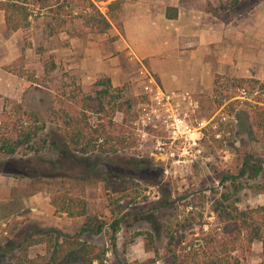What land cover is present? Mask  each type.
<instances>
[{"label": "rangeland", "instance_id": "obj_1", "mask_svg": "<svg viewBox=\"0 0 264 264\" xmlns=\"http://www.w3.org/2000/svg\"><path fill=\"white\" fill-rule=\"evenodd\" d=\"M111 1L28 0L29 28L18 30L13 35L7 33L3 25L0 26V41L5 40L10 46V50L0 47L2 67L26 80L25 85H21L15 93L14 99L3 97L1 113L4 109L12 110L15 104H20L22 111L37 116L46 131H54L60 129L61 124L49 122L48 116L52 114L58 99L66 105L78 102V112H83L92 127L105 124L100 119L103 114L96 113L93 107L102 102L105 110L109 111L110 97L104 92L108 90L111 94L115 93L106 86L96 85L102 76L83 78L78 65L80 57L89 51L93 52L98 47L109 50L106 43L118 38L110 33V29L120 31L121 28L117 18L109 28L100 24L99 30L102 32H98L94 26H86L79 16L84 13V8H87V12L91 11L88 6L92 2L95 11L107 17V5ZM227 1L220 0L216 5L222 18L231 13L222 10ZM0 22L4 24L2 10ZM16 44L20 46V54L16 48L14 50ZM175 67L176 63L170 61L169 68L174 71ZM169 75V82L162 86V90L186 92L197 101V107L190 116L193 127L190 136L195 140V147L179 141L165 145V150H173L175 158L183 162L175 164L170 157L155 150L156 140L169 142L158 124L151 123L145 128L147 134L139 136L134 122L141 114L148 112L149 93L144 88L131 86L129 82L120 85V98H114L113 101L129 100L131 109H122L111 116L115 124L111 130L127 137L130 147L118 149L115 153L95 151L84 155L74 152L75 162L69 160L67 163V177L60 185H56L60 186L63 194L83 198L88 215L97 216L106 222L112 215L125 217L117 235V243L119 251L123 248L122 243L126 244L129 260L142 261L153 257V254L143 249V236L136 235L146 231L153 234L155 245L162 252L167 217L171 223H180V227L172 225V229L178 230L175 232L176 237L181 236L186 240L205 234L218 239L235 232L239 229L238 223L225 214L226 210L232 209L233 204L237 212L245 211L248 220L264 237V192L255 193L245 188L239 194V201L231 204L234 195L223 201L224 189L220 183L223 174L236 173L235 166L241 161L244 152L253 151L259 155L257 145L248 136L237 115L240 109L247 110L250 106L263 103L264 95H255V103L236 98L240 87L232 86L231 79L222 76L215 77L211 90L193 94L183 72L175 78L176 75ZM181 107L188 106L182 104ZM58 108L62 109L63 106ZM22 125L25 126V123ZM183 146L190 148L189 155H179ZM27 150L28 147H24L19 152L23 155ZM45 154L53 156L51 153ZM190 159L193 160L191 163L188 161ZM2 162L0 159V169L3 167ZM96 176L105 180L92 181ZM258 181L264 182V178ZM124 182H127L126 188L123 187ZM54 186L32 184L27 178L0 174V203L11 200L20 208L12 213L9 225H0V239L15 238V234L25 229L30 221L61 231L76 227L81 219L54 213L50 203ZM166 198L171 202L166 209L155 208L159 201ZM185 217L192 218V224H187ZM92 239L97 243L104 241L103 237ZM41 251L42 246H35L28 253L32 255ZM232 255L239 258L240 264H264V249L259 240H254L247 247L244 236L240 237L234 243ZM107 256L112 257L110 253ZM6 261L9 259L4 260V263Z\"/></svg>", "mask_w": 264, "mask_h": 264}, {"label": "trees", "instance_id": "obj_2", "mask_svg": "<svg viewBox=\"0 0 264 264\" xmlns=\"http://www.w3.org/2000/svg\"><path fill=\"white\" fill-rule=\"evenodd\" d=\"M239 1L228 0L222 6V10L232 9ZM122 2L123 0H112L107 5V17L98 14L92 2H89L88 8H91V11L87 12V8H84L83 11L87 14L81 13L79 17L86 26H94L98 32H102L99 30L100 24L104 28H109L112 21L117 20V12ZM27 3L28 0H0L6 30L16 32L29 28L30 14ZM207 9L218 15V10L213 6L210 5ZM165 15L173 19L177 16V9L167 7ZM117 23L120 25L119 21ZM96 85L106 86L116 95L109 93L108 90L104 92V95L110 97L109 111L105 110L102 102L93 107L96 113L103 114L100 119L105 123L95 128L88 123L83 112H78L76 106L78 102L66 105L56 99L53 112L48 116L49 122L61 124L60 129L56 128L54 131H46L45 127L40 125L37 116L22 111L20 104H15L12 110H3L0 119V159L3 161V167L0 174L27 178L32 184L55 185L50 196L54 213L81 219V222L76 227L71 226L66 231H61L56 227H42L35 221H30L25 229L15 234V238L0 239V264H240L239 258L232 253L234 243L242 236L247 247L254 240H259L264 249V237L258 232V228L251 224L245 211L237 212L233 204L230 211H225L226 216L239 225V229L233 233L222 235L218 239L205 234L186 240L181 236L176 237L175 232L178 230L172 229V225L180 227V223L175 221L172 224L167 217L162 252L155 245L153 234L149 231L136 235L143 236V249L153 254V257L142 261L129 260L126 256L125 243H122L123 248L119 251L117 235L125 222V217L112 215L106 222L97 216L88 215L83 198L63 194L60 186L56 187L67 177L68 161L75 162L74 152H81L84 155L95 151L115 153L118 149L130 147L127 137L119 135V131L111 130L115 125L111 116L122 109L130 111L131 103L129 100L113 101L114 98H120L122 88L113 87L108 77L102 76ZM231 85L251 89L258 87L259 93H264V84L254 79L233 78ZM57 106L63 108L59 109ZM237 119L242 122V127L257 145L259 155L253 151L244 152L241 161L235 166L236 173L221 176L220 183L224 189L222 199L227 201L230 195H234L231 204L239 201V194L245 188L255 193L264 192V182L258 181L264 178V102L250 106L247 110L240 109ZM22 123H25V126ZM44 130L46 132H43ZM24 147H28V150L22 155L19 150ZM45 153H51L53 156H46ZM18 154L20 156L16 158ZM104 180L98 176L92 179ZM123 187H127V182H124ZM170 203L166 198L159 201L155 208L166 209ZM18 209L20 208L14 201L0 203V225H9L12 213ZM184 220L187 224H192V218L185 217ZM242 230L245 233H242ZM92 237H103L104 241L93 242ZM35 246H42V251L30 255L28 250ZM108 253L112 255L111 258L107 256ZM6 259L9 261L4 263Z\"/></svg>", "mask_w": 264, "mask_h": 264}, {"label": "crops", "instance_id": "obj_3", "mask_svg": "<svg viewBox=\"0 0 264 264\" xmlns=\"http://www.w3.org/2000/svg\"><path fill=\"white\" fill-rule=\"evenodd\" d=\"M219 1L123 0L117 12L121 30L110 29L118 38L106 43L109 50L98 47L80 57L82 77L106 76L113 87L130 82L145 88L153 82L162 88L169 73L175 78L183 72L193 94L211 90L217 76L264 84V0H240L226 10L231 11L226 19L207 9ZM167 7L177 9L175 18L166 17ZM0 47L10 50L5 40ZM15 48L20 54V46ZM170 61L176 63L174 71ZM25 83L0 60V113L3 97L14 99Z\"/></svg>", "mask_w": 264, "mask_h": 264}, {"label": "built area", "instance_id": "obj_4", "mask_svg": "<svg viewBox=\"0 0 264 264\" xmlns=\"http://www.w3.org/2000/svg\"><path fill=\"white\" fill-rule=\"evenodd\" d=\"M144 89L149 93L150 104L148 112L141 114L134 122L139 136L144 137L147 134L145 128L150 126L151 123L158 124L161 130L167 135L166 138L169 142L166 143L156 140L155 150L159 154L164 153L167 157H170L175 164L183 162L184 160L175 158V152L173 150H165V145H173L174 142L179 141L181 143H187L190 147H195V140L190 136L193 130L190 116L194 112V108L197 107V101L189 93L178 90L164 91L153 82ZM237 91L238 95L236 98L254 103L253 98L255 95H264V93H259L260 90L258 87L251 89V91L248 87H240ZM182 104L188 107L182 108ZM222 119H225V117L222 116ZM190 153V148L183 146L179 155L185 156ZM188 161L191 163L193 160L190 159Z\"/></svg>", "mask_w": 264, "mask_h": 264}]
</instances>
